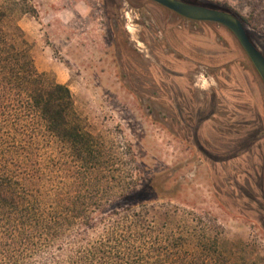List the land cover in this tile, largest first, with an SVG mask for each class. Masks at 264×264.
<instances>
[{
  "label": "rangeland",
  "instance_id": "374dc122",
  "mask_svg": "<svg viewBox=\"0 0 264 264\" xmlns=\"http://www.w3.org/2000/svg\"><path fill=\"white\" fill-rule=\"evenodd\" d=\"M184 1L239 15L264 54V0ZM32 2L38 16H22L20 26L37 69L70 88L88 131L113 152V170L139 190L162 184L137 204H148L161 224L175 221L197 264H264V228L246 201L224 191L227 181L182 146L176 120L165 116L162 86L171 70L200 97L213 88L216 102L230 107L258 102L264 118V82L235 35L150 0Z\"/></svg>",
  "mask_w": 264,
  "mask_h": 264
},
{
  "label": "trees",
  "instance_id": "16d2710c",
  "mask_svg": "<svg viewBox=\"0 0 264 264\" xmlns=\"http://www.w3.org/2000/svg\"><path fill=\"white\" fill-rule=\"evenodd\" d=\"M25 15L32 0H0V264H197L175 221L137 204L162 184L113 170L70 88L37 69Z\"/></svg>",
  "mask_w": 264,
  "mask_h": 264
},
{
  "label": "flooded vegetation",
  "instance_id": "af4514ba",
  "mask_svg": "<svg viewBox=\"0 0 264 264\" xmlns=\"http://www.w3.org/2000/svg\"><path fill=\"white\" fill-rule=\"evenodd\" d=\"M165 73L167 78L162 88L168 97L166 122L176 120L172 130L179 132L182 146L213 164L210 167L214 179L227 181L224 191L234 190L236 196L233 197H242L246 201L244 207L264 228V118L259 112L261 105L252 102L230 107L223 99L216 102L213 88L210 90L212 96L200 97L194 91L196 84L193 82L188 85L171 79L183 78L182 74L176 75L171 70Z\"/></svg>",
  "mask_w": 264,
  "mask_h": 264
},
{
  "label": "water",
  "instance_id": "95a60500",
  "mask_svg": "<svg viewBox=\"0 0 264 264\" xmlns=\"http://www.w3.org/2000/svg\"><path fill=\"white\" fill-rule=\"evenodd\" d=\"M179 16L195 21L215 23L229 29L253 63L264 82V54L252 42L243 21L234 13L196 5L183 0H150Z\"/></svg>",
  "mask_w": 264,
  "mask_h": 264
}]
</instances>
